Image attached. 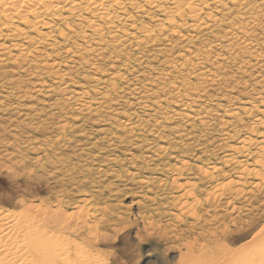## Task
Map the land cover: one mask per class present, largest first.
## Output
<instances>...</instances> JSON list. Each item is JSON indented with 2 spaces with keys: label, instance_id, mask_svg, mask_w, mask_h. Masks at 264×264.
Wrapping results in <instances>:
<instances>
[{
  "label": "rangeland",
  "instance_id": "rangeland-1",
  "mask_svg": "<svg viewBox=\"0 0 264 264\" xmlns=\"http://www.w3.org/2000/svg\"><path fill=\"white\" fill-rule=\"evenodd\" d=\"M206 5L202 18L209 14L217 16L223 20L218 26L204 31L184 26L178 36L156 35L159 41L136 50L125 44V32L134 33V27H138L134 35L140 37L144 29L160 28L161 13L148 6L144 7L148 12L128 6L129 16L117 24L121 31L116 37L107 32L103 36L105 43L93 33L88 21L84 23L76 16L56 21L50 27L32 28L27 36L3 30L0 207L14 209L24 195L29 202L44 198L53 203L60 197L64 207L72 209L82 198L79 191L86 189L101 204L114 206L113 211L120 209L122 215L133 221V215L138 213L137 206H132L137 199L133 195L146 190L139 179H152L157 186L158 180L175 176L170 168L185 165V177L190 178L197 175L200 167L216 166L221 170L215 173L214 182L234 183L233 193L229 192L233 196L245 193L236 203L243 210H230V217L243 221L252 217L255 230L251 233L259 231L264 226V184L258 176L260 172H256L264 163V0H241L234 4L209 0ZM166 6L172 7V1L167 0ZM227 9L233 14L228 15ZM253 17L255 21L249 23ZM188 22L192 23L191 19ZM242 22L246 26L242 32L251 33L248 39L254 47L245 49L241 34L228 31ZM248 23L254 26L249 27ZM206 69L216 74L215 82L213 76L202 74ZM113 85L118 86L116 91L112 90ZM135 87L149 98L154 109L143 108L144 104L136 99L139 96L130 92ZM82 92L85 93L81 95ZM106 93H112V97L101 110L80 115L76 104L95 103ZM196 99L194 105L181 102ZM124 114L136 123L134 131L123 127L127 119L122 117ZM66 117H70L71 127L67 128L64 140L47 152L62 131L58 124ZM126 140L131 142L120 143ZM228 159H233L232 163L226 164ZM133 163L147 164L148 170L142 171L132 184L104 176V172L117 169L132 173ZM74 165L76 170L71 172ZM80 169L89 171L81 174ZM83 177L90 183L82 186L79 182ZM110 184L134 190L115 192ZM180 193L172 191L160 199V204L165 203L160 211L169 216H160L159 221L170 223L176 210L168 201ZM150 207L152 203L145 200L139 209L153 213L154 208ZM131 224L130 243L133 250H138H134L128 264H158L149 257L150 244L138 238V234H143L139 233L142 224ZM252 236L231 247L250 241L247 256L256 264L264 249V234L255 239ZM110 262L117 264L111 259Z\"/></svg>",
  "mask_w": 264,
  "mask_h": 264
},
{
  "label": "bare ground",
  "instance_id": "bare-ground-1",
  "mask_svg": "<svg viewBox=\"0 0 264 264\" xmlns=\"http://www.w3.org/2000/svg\"><path fill=\"white\" fill-rule=\"evenodd\" d=\"M171 1L172 7L166 6L167 0H0V36L5 29H9L15 36H27L28 30L32 28L50 27L56 21H67L76 16L81 17L84 23L88 21L93 33L101 36L102 42L105 43L103 36L107 32L116 37L121 31L117 24L129 16L128 6L138 12H148L144 10V7L148 6L161 13L160 28L158 31L152 27L144 29L140 37L134 35L139 31L138 27H134L136 29L134 33L125 32L123 37L125 38L123 40H126L125 44L136 50L150 42L155 44L159 41L154 37L156 35L178 36L179 29L184 26L192 27L195 31H204L213 29L223 21L211 14L207 18H202L203 10L209 0ZM228 1L234 4L241 0ZM84 14L87 16L83 17ZM229 14H233V11L230 10ZM45 18H49V21H45ZM91 18L94 20H90ZM189 19L192 23L188 22ZM257 19L259 20V16ZM254 21L255 17L249 23ZM15 23L26 27L21 29ZM253 26L249 24V27ZM245 27L242 22L230 27L228 31L241 34L240 38L247 49L253 44L248 39L251 33L242 32ZM121 42L122 40L119 39L120 44ZM132 55L130 54L131 57ZM202 74L213 76L212 82L216 81L214 80L216 74L212 70L206 69ZM117 89V85L112 86L113 91ZM185 91L190 94L189 91ZM130 92L139 96L136 99L141 105L144 104L143 108L148 111L154 109L149 98L142 94L139 88L135 87ZM83 93L85 92L80 94ZM111 97L112 93H106L100 101L83 102L76 104V107L80 115H90L101 110ZM145 98L148 101H143ZM197 101V99L186 102L181 100L187 106L194 105ZM124 115L122 117L127 119L124 120L123 127L131 132L134 131L136 123L133 118ZM68 119L70 117H66L58 124V128L62 131L57 133L53 143L49 144L47 152L64 140L67 128L71 127ZM124 142L131 141H120V143ZM111 160L116 161V158L112 157ZM232 161L233 159H228L225 163L229 164ZM147 166V164L142 166L135 164V171L132 173L117 169L115 172H104V176H115L116 181L132 184L138 180L137 176L141 175L142 171L148 170ZM184 166L170 168L175 176L170 180L157 179V186H154L152 179L149 178L138 180L146 190L135 192L133 195L137 199L132 201V206H137L138 210V213L133 215V221L122 215L120 209L113 211L114 206L101 204L86 189L79 191L82 198L72 209H66L60 197H56L53 203H48L44 198H30L32 201L29 202L30 200L24 195L14 204V209L0 207V264H111L110 259L117 264H128L133 259L134 250L136 252L138 250V248L133 250L128 233L133 226L131 223L139 227V222L142 224V231L139 233L143 234H138V238L140 242L145 241L150 244L152 253H149V257L158 264H253L247 256L250 241L243 242L235 248L231 247L249 235H253L252 239H255L264 234V226L255 234L251 233L255 230L252 217L248 221H243L241 218L232 220L230 217V210L232 212L243 210L236 203L245 193L242 195L238 192L233 196L229 192L233 193L231 187L234 183L214 182L217 180L215 173L221 170L216 166L211 169L200 167L197 175L190 178L185 177ZM76 167L77 165H74L71 172L75 171ZM80 170L81 174L89 171V169ZM243 171H246V168ZM256 172H260L258 176L262 178L261 182L264 184V163L261 162V169ZM79 183L85 186L90 181L83 177ZM256 184L255 187H258L259 183ZM205 185H207L206 189L203 188ZM110 187H113L115 192L121 193H132L134 190L126 186L122 189L113 184H110ZM172 191L181 193L168 201L170 207L176 211L170 216V223L164 224L158 220V217L164 219L169 214L160 211L165 203L160 204L159 201ZM160 192L161 194H158ZM145 200L152 203L150 208H154L153 213L140 211L139 208L143 206ZM185 225L188 227L181 228ZM104 247L110 248V251L106 253L102 249ZM256 264H264V249L260 252Z\"/></svg>",
  "mask_w": 264,
  "mask_h": 264
}]
</instances>
